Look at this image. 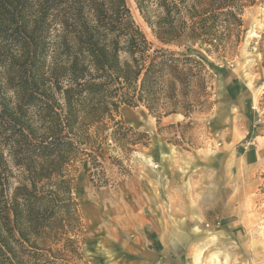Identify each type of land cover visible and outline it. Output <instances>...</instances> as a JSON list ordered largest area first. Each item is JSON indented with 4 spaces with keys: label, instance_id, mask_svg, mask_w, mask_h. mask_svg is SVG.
Here are the masks:
<instances>
[{
    "label": "trees",
    "instance_id": "16d2710c",
    "mask_svg": "<svg viewBox=\"0 0 264 264\" xmlns=\"http://www.w3.org/2000/svg\"><path fill=\"white\" fill-rule=\"evenodd\" d=\"M257 1L135 0L156 47L126 0H0V47L19 78L8 80L17 103L0 110V264L83 261L68 166L84 156L95 168L103 136L148 146L149 136L121 119L124 106H143L160 128L182 115L190 121L166 128L184 140L192 117L212 109L211 84L224 72L202 54H234L244 10ZM247 115L254 119L252 105ZM6 153L24 173L15 187Z\"/></svg>",
    "mask_w": 264,
    "mask_h": 264
},
{
    "label": "rangeland",
    "instance_id": "374dc122",
    "mask_svg": "<svg viewBox=\"0 0 264 264\" xmlns=\"http://www.w3.org/2000/svg\"><path fill=\"white\" fill-rule=\"evenodd\" d=\"M126 2L136 25L160 46L135 0ZM242 19L234 54H202L224 72L211 84L212 109L192 117L184 140L182 130L166 128L190 121L182 115L163 118L160 128L143 106H124L121 119L146 133L148 146L124 148L103 136L95 168L84 156L68 166L84 232L83 261L68 264H264V0ZM0 52L2 110L17 103L8 80L17 85L19 78ZM6 159L18 186L24 173L8 153Z\"/></svg>",
    "mask_w": 264,
    "mask_h": 264
}]
</instances>
